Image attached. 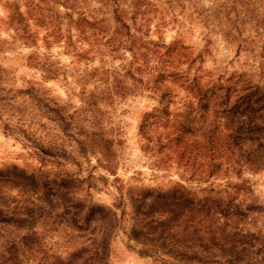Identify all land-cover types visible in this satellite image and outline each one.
<instances>
[{
	"label": "rangeland",
	"instance_id": "1",
	"mask_svg": "<svg viewBox=\"0 0 264 264\" xmlns=\"http://www.w3.org/2000/svg\"><path fill=\"white\" fill-rule=\"evenodd\" d=\"M0 264H264V0H0Z\"/></svg>",
	"mask_w": 264,
	"mask_h": 264
}]
</instances>
